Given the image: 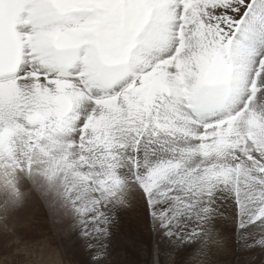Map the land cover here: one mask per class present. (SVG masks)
<instances>
[{"label":"snow or ice","instance_id":"6c2138e0","mask_svg":"<svg viewBox=\"0 0 264 264\" xmlns=\"http://www.w3.org/2000/svg\"><path fill=\"white\" fill-rule=\"evenodd\" d=\"M39 164L90 205L85 233L107 231L127 171L169 236L220 216L240 250L264 252V0H0L10 206Z\"/></svg>","mask_w":264,"mask_h":264},{"label":"rangeland","instance_id":"374dc122","mask_svg":"<svg viewBox=\"0 0 264 264\" xmlns=\"http://www.w3.org/2000/svg\"><path fill=\"white\" fill-rule=\"evenodd\" d=\"M56 155L59 156V153ZM44 167L46 165L39 164L34 167L31 177H19L21 192L30 187L41 189L50 187L48 179L41 174ZM63 174L62 169L57 173L55 182L58 178H62L66 182L64 190L71 191V177L66 180ZM111 195L113 198L110 202L111 210L108 214L110 222L106 226L107 231L97 233L89 229V233H85L82 217L77 211L75 229L64 241V245L58 246L52 252L49 264H156L158 260L160 264H165L170 253L178 258L177 264H218L216 259L205 260L204 254L211 251L220 256L226 252L223 249L207 250L199 246L204 229L211 224L229 231V227L224 222L218 221L216 216L208 219L198 236L183 242L174 236H169L166 231L154 227L147 216L140 190L127 171L122 173L119 190ZM0 203L3 201L0 200ZM78 207L87 208L90 205L82 203ZM233 257L236 259L235 262L225 264H249V262L264 264V252L247 253L238 246L234 249Z\"/></svg>","mask_w":264,"mask_h":264},{"label":"clouds","instance_id":"9594fccd","mask_svg":"<svg viewBox=\"0 0 264 264\" xmlns=\"http://www.w3.org/2000/svg\"><path fill=\"white\" fill-rule=\"evenodd\" d=\"M58 178L48 188H26L15 206L0 193V264H49L75 229L78 206ZM225 246L229 235L221 233Z\"/></svg>","mask_w":264,"mask_h":264},{"label":"bare ground","instance_id":"6f19581e","mask_svg":"<svg viewBox=\"0 0 264 264\" xmlns=\"http://www.w3.org/2000/svg\"><path fill=\"white\" fill-rule=\"evenodd\" d=\"M216 219L218 221L224 222L229 227V231L224 230L221 226L211 224L210 226H208V227H206L204 229L203 239L201 240L199 246H203V248L207 249V250L208 249L209 250H222L223 249V250H226V252H223L219 256V254H217V253H213L211 251H208V252H206L204 254V258L207 261H211V260L216 259L218 264H225V263L235 262L236 259L233 257V253H234V249H236L237 244H236V241H235L232 225L228 222L227 219H224V218H222L220 216H216ZM223 231L227 232L228 235H229V244L227 246H225L223 237L221 235V233ZM155 247H156V244H155ZM177 259L178 258H175V264H177V261H178Z\"/></svg>","mask_w":264,"mask_h":264}]
</instances>
